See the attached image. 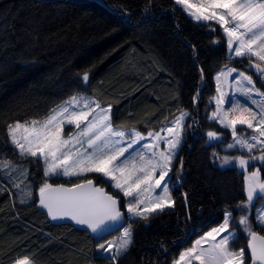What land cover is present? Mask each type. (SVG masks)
Listing matches in <instances>:
<instances>
[{"label":"trees","instance_id":"16d2710c","mask_svg":"<svg viewBox=\"0 0 264 264\" xmlns=\"http://www.w3.org/2000/svg\"><path fill=\"white\" fill-rule=\"evenodd\" d=\"M228 61L220 30L174 0H0V264L24 257L35 264H172L221 225L226 210L236 219L244 174L222 167L203 134L214 75ZM77 94L111 106L117 128L148 133L184 111L194 125L173 169L175 206L136 218L132 243L115 261L98 245L118 232L98 239L55 222L39 205V187L95 178L123 208L124 196L96 173L49 181L43 162L22 157L8 134L9 125L46 118ZM21 183L32 185L29 196L20 194ZM248 241L241 233L232 246L247 248Z\"/></svg>","mask_w":264,"mask_h":264},{"label":"snow or ice","instance_id":"6c2138e0","mask_svg":"<svg viewBox=\"0 0 264 264\" xmlns=\"http://www.w3.org/2000/svg\"><path fill=\"white\" fill-rule=\"evenodd\" d=\"M174 2L198 23L203 21L219 24L227 37L229 53L235 57L246 58L254 74L264 79V0H174ZM201 73L203 76V70ZM233 73H236V76L233 77ZM221 77L232 78L229 86L234 85L245 97L243 103L229 100L231 106L228 110L220 107L225 103L226 95L221 92ZM82 79L88 81V72L83 73ZM215 79L220 95L214 98L217 111L211 118L217 120L223 127L231 129L234 142L228 144L229 149L246 150L248 153L247 158L244 155L225 156L224 163L236 162L245 170L255 167L253 161L258 160L264 165V92L256 87L252 75L236 68L221 70ZM81 99L83 105L78 107ZM248 101L256 105L258 111L246 106ZM95 109L100 111L96 112ZM110 110L111 106L100 108L98 102L74 96L66 105L53 110L43 121L33 120L30 123L16 122L9 125L8 134L22 157H32L37 162H43L45 177L54 175L79 177L85 173H98L112 181V187L123 193V196L132 198L134 202L130 201L126 205L131 222L124 227L119 243L110 241L98 245L100 250L108 253L110 259L115 261L132 243V224L136 222V218L147 221L151 214L172 206L167 183L162 186L161 182L170 171V164L175 156L174 150L180 145L181 136L177 131L174 139L165 140L167 149L157 152L155 149L159 147L158 142L164 138L159 133H148L155 143L145 144L143 147L149 149L151 155L138 153L137 164L135 158L129 159L131 153L129 157H125L124 153L145 137L133 131L132 143L126 147L121 146L127 133L113 128ZM186 115L187 113H182L177 119L176 128L181 127ZM65 123L74 124L77 129L75 134L67 138L63 136ZM237 125H246L247 128L254 129L255 134L240 136L237 134ZM167 131L172 133L173 129L169 128ZM207 136L209 140L221 139L216 131H209ZM254 151L259 155H253ZM157 168L160 169L159 178L155 179ZM23 175L27 176V170ZM247 180V203L250 205L256 196L264 198V195H260L264 194V180L260 178L259 169L253 171ZM153 185L161 189L155 196H152L155 191ZM39 205L47 209V214L52 220L69 219L78 225H86L101 239L110 228L124 220L119 200L103 187H97L92 179L74 183L71 187L63 184L53 186L45 180L39 187ZM232 220V213L226 212L223 223L182 253L180 261L190 258L187 264H192L193 260L199 264H245V249L240 248L236 251L230 246L236 239L234 231L230 230ZM256 220L264 227V211L258 213ZM238 225L243 226L244 232L250 237L247 248L251 264H264V235H259L253 230L247 215L239 217ZM222 233L225 234L221 235ZM206 240L212 241L211 246L201 247ZM15 264H33V261L24 257L17 259Z\"/></svg>","mask_w":264,"mask_h":264},{"label":"rangeland","instance_id":"374dc122","mask_svg":"<svg viewBox=\"0 0 264 264\" xmlns=\"http://www.w3.org/2000/svg\"><path fill=\"white\" fill-rule=\"evenodd\" d=\"M201 22H203V21H201ZM204 23H211L212 28L215 29V30H217V31L220 30V32L222 33V35L227 40V37L224 34V32L221 29V27L219 26V24H216L215 22H204ZM227 57H228V60L229 61L222 68H220L215 73L214 79H215L217 73H219L221 70H225L226 71L228 68H236L238 71H245L246 74L252 75L253 76V80L256 82V87L258 89H260L261 92H264V79L258 78L257 75L254 74V70L250 67L249 62H248V60L246 58L235 57L234 55H232L231 53H229L228 48H227ZM253 59H255V58H253ZM232 75L234 77V76H236V73H233ZM231 79H232L231 77H228V78L221 77V92L225 93L226 95L224 97L225 103L222 104L220 107H222L224 110H228L230 108L231 105L228 102L229 100H233V101H237L238 100V101H240L242 103L245 101V97L242 96L239 91H237V89H236V87L234 85L231 86V87L229 86ZM219 95H220V93L217 92V82H216V79H215L214 93H213L212 97L210 98V104H209L211 107L208 108V112H207V114L205 116L208 125H207V128L204 129L203 134H205V136H206V143L207 144H213V146H214L213 147V153L216 154V156L220 160V165L222 167L235 166L240 171H242L243 174H244V192H245V195H246V199L244 201L236 204V207H235L237 209L238 213L240 212V214L235 219V217H234V211L233 210H229V209L226 210V212H231L232 213L233 220L231 222L230 230L231 231H234V233L236 235V239H237L241 233H244L245 235H247V233L244 232V230H243V226L238 225V220H239V217L241 215H247L249 217V220H250V222L252 224L253 230H255L257 228V226L262 227L261 225H259L257 223L256 217H257V215H258V213L260 211H264V198H260L259 196H256V198H254V200L252 201V203L250 205L247 203V192H248V180H247V177L253 171H256L257 169H259L260 170V178H261V180H264V175L262 173V170L264 168V165H262L261 162L258 161V160L257 161H253V164H255V167H249V168H247V170H245V169L241 168L240 165L238 163H236V162H232V163H229V164H225L224 163L223 158L225 156L235 157V156L244 155L245 158H247L248 153L246 152V150H238L236 148L229 149L227 147L228 144H231V143L234 142L233 141L232 134H231V129L230 128L223 127L217 120H213L211 118L212 117V114L217 111V103H216V99H214V98L219 97ZM74 96L77 97V98H86L89 101H95V102H98L99 103V101L97 99H95L94 97H91V96H88V95H85V94H77V95H74ZM71 98H69L66 102H64L60 106L66 105V103L69 102L71 100ZM258 103H259V101H258ZM82 105H83V99H81L80 105L78 107H82ZM99 105H100V108H108L109 107V105L108 106H104V105H102L100 103H99ZM246 106L252 107L253 110L258 111L257 106L251 104V101H248ZM93 107H94V105H93ZM58 108H56V109H58ZM95 111L96 112H99L100 109H95ZM183 113H187V115L184 116L183 121H182V125H181L180 128H176V122H177V119L179 117H181V115H179L177 118H175L174 120H172L171 122H169L167 125H165L161 129L148 132V133H153V134L159 133L161 135V137L164 138V139H161L158 142L159 143V147L155 149V151H157V152H159L161 150L167 149L168 145L165 143V140L174 139V135H175V133L177 131L180 132V136H181L180 145L178 146L177 149L174 150L175 151V156L173 157V159L171 161L170 171H168V174L165 177V180L161 182V185L162 186H163L164 183H167V186H168V189H169V193L171 195L172 202H173L171 207H165L164 209L172 208L176 204V201H175V198H174V191H173L174 190V187H175V183L172 180L173 179V177H172L173 169L175 167L177 158H178V156H179V154H180V152H181V150H182L185 142L187 141V138H188L189 134L191 133L193 126H194L191 123H189V118L191 116V112L190 111H184ZM230 115H231V113H230ZM110 116H111V110H110ZM46 118L37 119V121H43ZM89 119H91V116L89 117ZM28 123H30V122H28ZM21 124H24V123H21ZM81 127H83V125ZM113 128L122 130L125 133H127V135L122 140L121 146H123V147H126L127 144L132 143V141L134 139V136L131 135V133L133 131L139 132L142 136L145 137V139L138 140L136 143H134L133 146H132V148L128 149V151L124 153V156L125 157H129V153H131V157H129V159L131 160V159L135 158L137 164H139L138 153L143 152L146 156H150L151 155V151L149 149H146V148L143 147L145 144L152 145L153 143H155L154 140H153V137L148 136V133H142L139 130L132 129V128H117V127H114V126H113ZM169 128H172L173 129V132L172 133H169L167 131V129H169ZM209 131H216L218 134H220L221 139L220 140H209V138L207 136V133ZM76 132H77V129H76V127H75L74 124H67V123L64 124V126H63V136H64V138H67L69 135H73ZM237 134L240 135V136H251L252 134H255V132H254V129L247 128L246 125H237ZM114 139H116V138H114ZM85 147H87V145H85ZM252 154L253 155H259V153L258 152H255V151ZM123 158L124 157H121V159H123ZM157 159H158V157H157ZM159 171H160V169L157 168V170H156V176L154 177L155 179H158L159 178ZM87 174H90V173H85L84 175H87ZM96 174H98V173H96ZM84 175L83 176H79V177H84ZM99 175H101V174H99ZM53 177H64V178H70V179L71 178H77L76 176H73V177H65V176H62V175H59V176H55L54 175V176H49V181L51 180L50 178H53ZM102 178L112 187V183H113L112 181H110L106 177H102ZM153 187L155 188L154 185H153ZM112 188L115 189V190H117L119 192L118 189H116L114 187H112ZM31 191H32V185H30L28 183H21L20 184V186H19V192H20V194L22 196H24V197L29 196L30 193H31ZM160 191H161L160 188H155V191L152 193V196H155V194L156 193H159ZM121 194L123 195V193H121ZM145 195H147V194H145ZM260 195H264V194H260ZM130 201H132V198L131 197H125L124 196V203H125L124 210L126 211V213H127L126 205ZM132 202H134V201H132ZM244 205H247V206L245 207ZM127 217H128V221H127V224H126L125 227L128 226V224L130 223L129 221L131 220L130 214L127 213ZM234 219H235V222H234ZM219 226H217V227H219ZM217 227H214V228H217ZM212 229H210L209 231H207L202 236L198 237L192 243V245L189 246V247H187V248H185L181 252V254L184 253V252H186L188 249L192 248L195 245V242L197 240H200L201 238H204L206 236V234L208 232H210ZM123 231H124V228L121 231H119L116 235L112 236L109 240H107L104 243L106 244L107 242H110V241H115L116 243H119V240H120L121 236L123 235ZM224 234L225 233H222L221 235H224ZM132 238H133V227H132ZM217 239H219V237H217ZM232 242L230 244L231 248L233 250L238 251L240 248H234L232 246ZM211 243H212L211 240H206L205 243H203L201 245V247L208 248V247L211 246ZM244 249H245V256H246L245 264H251V260L248 259V251H247V248L245 247ZM100 252H101V255L102 256L109 257V254L108 253L103 252L102 250H100ZM181 254L179 255L178 258H176L173 261L172 264H177V262H180V264H187V261L190 258H186L185 261H180ZM33 264H35V263L33 262ZM192 264H199V262L193 260L192 261Z\"/></svg>","mask_w":264,"mask_h":264},{"label":"water","instance_id":"95a60500","mask_svg":"<svg viewBox=\"0 0 264 264\" xmlns=\"http://www.w3.org/2000/svg\"><path fill=\"white\" fill-rule=\"evenodd\" d=\"M196 136H198V135H196ZM193 146H194V144H193L191 147H193ZM189 150H190V149H188L187 152H189ZM91 179H92V178H91ZM92 180L94 181V184H95L97 187H103V186H101V185L97 182L96 179L93 178ZM180 182H182V181H178L177 184L179 185ZM79 183H80V182H79ZM61 184H63V185L66 186V187H71V186H72V184H67V183H63V182H60V183H54L53 186L61 185ZM103 188L105 189L106 192H108L109 194L115 196L112 192H109V191L107 190L106 187H103ZM115 197H116V198L119 200V202H120V211L124 214V220H123L122 222H120L119 224H116V225H114L112 228H110L109 231H108L107 233L104 234L103 238L106 237V236H108V235H111V234H114V233H117V232L121 231V230L126 226L127 221H128L127 213H126V211H125L124 208H123V199H122L121 197H118V196H115ZM38 200H39V195H38ZM40 207H41V206H40ZM41 209L47 213V209H45V208H43V207H41ZM48 216H49V215H48ZM49 217H50V216H49ZM50 218H51V217H50ZM51 219H52V218H51ZM54 221L57 222V223H69V224H72V225H74V226H76V227H78V228H81V229H84V230L89 231L93 236H95L96 238H98L94 233L91 232L90 229L87 228L86 225H78V224H76L74 221L69 220V219L54 220ZM121 224H122V226H121ZM254 231H256L259 235H264V232L258 230L257 228H256ZM98 239H101V238H98ZM249 239H250V237H249Z\"/></svg>","mask_w":264,"mask_h":264}]
</instances>
